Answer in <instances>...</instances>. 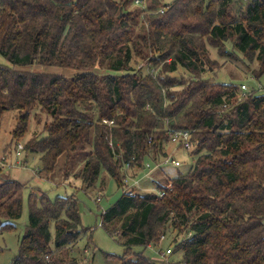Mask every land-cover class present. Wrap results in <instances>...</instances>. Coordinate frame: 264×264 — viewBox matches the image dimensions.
<instances>
[{"label":"trees","instance_id":"1","mask_svg":"<svg viewBox=\"0 0 264 264\" xmlns=\"http://www.w3.org/2000/svg\"><path fill=\"white\" fill-rule=\"evenodd\" d=\"M131 1L0 0V53L11 63H0V123L19 110L4 153L15 155L32 114L38 123L45 115L42 130L23 141L25 156L38 155L54 177L63 156L83 153L76 177L86 188L106 173L123 190L126 163L137 177L163 153L170 129L190 130L192 166L156 181L164 153L149 173L162 197L123 191L102 210V226L125 245L122 255H105L112 264H167L133 247L159 245L170 231L183 234L173 247L183 264H264V93L208 75L219 65L210 48L242 54L264 73V0H146L136 10ZM28 186L0 175V234L21 218ZM28 199L29 223L10 264H80L72 247L87 237L90 249L92 229L82 227L76 193L51 199L31 186Z\"/></svg>","mask_w":264,"mask_h":264},{"label":"rangeland","instance_id":"2","mask_svg":"<svg viewBox=\"0 0 264 264\" xmlns=\"http://www.w3.org/2000/svg\"><path fill=\"white\" fill-rule=\"evenodd\" d=\"M132 0L128 5L129 9L136 10L146 8V0ZM164 3L172 4L174 0H162ZM228 48L232 50V44L228 43ZM212 57L218 60V68L214 73H208L213 76L216 81L220 82H234L236 84H245L246 89L243 92L254 91L256 93H264V73L257 75L255 74V67L258 65L255 61H249L244 58L242 54H236V59L225 58L218 55L216 48H210ZM0 63L3 65L10 66L11 63L0 53ZM248 63V64H247ZM34 68L47 73L73 75L75 72L68 68H61L59 66H42L36 65ZM96 72L106 73L109 72L106 68L97 66ZM19 114V110L10 108L5 111L0 123V159L6 155L5 149L10 148L8 146L11 142V132L16 124V119ZM45 121V115H42L41 123H38L34 119V115H31L29 130L26 133L24 140L29 139L34 132H40L42 125ZM22 141V142H23ZM11 145V144H10ZM18 147V145H17ZM88 148L87 150H89ZM17 150H15L14 160L12 157H7V166L1 165L0 162V175H8L15 177L22 182H28L29 186L24 189L23 194V213L21 218L13 220L15 228L8 230L0 234V264H10L11 260L19 251L20 239L24 235L27 224L29 223V199L31 186H38L43 191H46L51 199H55L58 195H67L76 193L77 199L79 200V211L82 220V227L91 228L92 232V243L91 248L86 249L87 237L81 239L79 242L72 247V255L78 259L80 264H112L113 260L105 255V253L122 255L125 250L124 239L118 236L110 235L101 224L102 210L109 208L116 200L122 195L123 190L121 186L115 181V179L109 174L102 173L100 179L97 181L95 186L86 188L82 181L76 177L80 175V168L83 165L85 154L80 153L79 157L73 155L71 159L62 157L59 164V173L54 177L52 172L45 173L42 170L43 164L38 155H24V152L17 156ZM173 157L180 161L179 166H175L172 163H164L162 169H156L152 177L156 181L164 182L169 177L172 178L181 172H186L194 163L192 149L186 150L184 148H176V146L170 141L165 142L163 146V153L158 157L151 155V159H147L146 162H160L161 158L165 155ZM164 154V155H163ZM156 157L158 159H156ZM165 157V156H164ZM69 159V161H68ZM13 160V161H12ZM70 169L67 170L65 167ZM164 161V159L162 160ZM23 162V164H22ZM20 164L22 166H20ZM15 166V168H9ZM24 167V168H21ZM65 167V168H64ZM128 176H133L134 171L127 170ZM65 173H69L65 175ZM147 170H142L137 176L140 180V186L147 189L145 192L156 191L157 186L151 181V178L146 177ZM166 176H169L166 178ZM31 185V186H30ZM101 197V198H100ZM100 198V200H97ZM166 240L162 243V247L166 248L169 245L174 247V240L180 239L183 234L177 235L176 232L168 231L166 233ZM93 244V245H92ZM159 245H151L148 248L141 246L133 247L134 251H144V253L151 257H157L156 249ZM174 250V248H173ZM182 252H175L167 258V262L172 264L182 263Z\"/></svg>","mask_w":264,"mask_h":264},{"label":"built area","instance_id":"3","mask_svg":"<svg viewBox=\"0 0 264 264\" xmlns=\"http://www.w3.org/2000/svg\"><path fill=\"white\" fill-rule=\"evenodd\" d=\"M142 2V0L140 1ZM163 12V9L161 10ZM242 89H246V85H242ZM105 123L112 125L114 121L104 119L103 120ZM169 137H170V142L173 143L176 148H184L186 150L193 149L196 145V141L193 140L192 138V132L190 130H183V129H170L169 130ZM18 150H17V156H19L22 151L24 150V143L22 141H19L18 143ZM1 165H7V157L4 155L0 159ZM163 163H172L176 166H179L181 163L179 160L174 159L173 157L167 156L164 158ZM161 165L160 163L156 162H146L145 168L147 169V173L145 176H148L151 170L156 168L157 166ZM125 169L130 170V165L129 163L125 164ZM171 184L168 185L170 187ZM147 189L142 188L140 186V180L137 179V177L133 176H128V174L125 176V187L123 189L124 192H128L131 195H135L136 193L146 191ZM159 195L162 197L165 194L164 189H156ZM100 200V198H98ZM167 236L166 234L161 235V242H164ZM156 253L159 259L165 260L167 262V258L173 253V247L168 246L166 248L162 247V243L157 247ZM167 264H172L171 262H167ZM183 264V263H180Z\"/></svg>","mask_w":264,"mask_h":264},{"label":"crops","instance_id":"4","mask_svg":"<svg viewBox=\"0 0 264 264\" xmlns=\"http://www.w3.org/2000/svg\"><path fill=\"white\" fill-rule=\"evenodd\" d=\"M13 160H14V156H13ZM13 160H12V161H13ZM6 166H7V165H6ZM13 167L15 168V166H10V165H9V168H13ZM21 168H24V167H21ZM144 171H145V170H144ZM146 177H149V175L146 176ZM150 178H151V175H150Z\"/></svg>","mask_w":264,"mask_h":264}]
</instances>
